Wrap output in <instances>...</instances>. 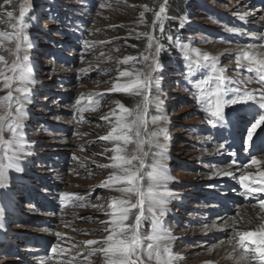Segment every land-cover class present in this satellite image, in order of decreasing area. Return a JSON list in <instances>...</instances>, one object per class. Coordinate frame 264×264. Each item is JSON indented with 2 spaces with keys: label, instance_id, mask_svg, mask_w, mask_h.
<instances>
[{
  "label": "rangeland",
  "instance_id": "374dc122",
  "mask_svg": "<svg viewBox=\"0 0 264 264\" xmlns=\"http://www.w3.org/2000/svg\"><path fill=\"white\" fill-rule=\"evenodd\" d=\"M253 2L0 0V32L8 34L0 39V70L10 78L6 88L0 77V98L12 95L10 101L0 100V115L5 116L0 132V264H39L41 254L55 257L60 252L65 260L59 264H106L103 252L87 254L102 248L111 234L113 200L138 201L116 190L127 185L115 181L113 174L124 173L111 167L117 146L130 157L135 144L100 138L112 134L118 117L131 120L137 106L146 121L140 139L150 140L143 145L147 156L137 186L147 191L154 166L166 178L153 189L162 205L145 200L142 215L133 207L124 222L135 227V217L141 215L142 245L146 248L158 229L173 239L167 246L177 255L175 262L206 264L232 226L244 228L239 212L249 202L240 204L235 193L228 197L234 181L226 184L215 174L220 162L208 150L213 142L221 143L209 132L212 117L204 110L206 102L198 101L195 83L213 77L206 86L210 91L215 77L223 76L225 99L237 90H264L247 63L237 66L239 56L232 49L264 31V11ZM162 5L165 12L157 19ZM21 8L27 40L21 39L17 50L16 39L9 37L20 30ZM213 45L214 52L224 49L221 63L210 50ZM18 62L30 69L24 74L26 84L19 69L10 71ZM228 62L232 66L225 69ZM122 71L134 75L122 77ZM137 77L150 81L140 94L112 90ZM121 104L132 115L122 113ZM17 109L19 127L13 135L7 125L16 121ZM132 167L139 168V161ZM110 177L108 186L100 187ZM225 214L232 216L222 220ZM88 240L99 243L87 245Z\"/></svg>",
  "mask_w": 264,
  "mask_h": 264
},
{
  "label": "snow or ice",
  "instance_id": "6c2138e0",
  "mask_svg": "<svg viewBox=\"0 0 264 264\" xmlns=\"http://www.w3.org/2000/svg\"><path fill=\"white\" fill-rule=\"evenodd\" d=\"M146 7V6H145ZM165 12V6H161L159 12L156 14L157 19L160 18V15ZM7 16L11 18L13 16L12 12H7ZM20 21H19V32L14 36L9 38L16 39V47L17 50L20 48V40H27V37L23 35V28L26 26L24 24V16L25 9L21 8L20 11ZM243 18V17H242ZM13 28H16V25H13ZM8 34L0 32V39H4ZM195 51L196 55L199 57L201 54L199 50H191ZM203 60L208 61L210 57L207 54L203 55ZM3 57L0 56V61H3ZM27 60L25 56L23 58ZM191 59V57H189ZM247 61V71L254 72L258 76V82L264 85V54L261 53H252L250 51H242L240 56L237 58V66H240L241 61ZM126 62V61H125ZM196 67H200L199 60L196 62ZM17 69L20 70L21 83H28L25 73H29L30 69L26 64L23 63H14L10 69L13 73L17 72ZM134 75L128 71L120 72V76L122 77H130ZM0 77L4 80L5 87H9V77L4 75V72L0 70ZM213 77H208L207 79H199L195 83V88L197 91L198 101L207 102V106L204 110L211 116L215 117L217 120H223L224 115L223 111L227 105H243L246 106L248 111L252 114L251 120L248 121L250 127H246L247 139L249 141L252 140L253 134L256 129L260 126H264V91H261L259 96L255 94V91H244L240 93L237 90V94L233 97L225 99L226 89L223 87L225 80L223 76L217 75L215 77V85L209 91L206 86L210 84ZM150 81L142 80L139 77L135 79H131L128 83L125 84H117L113 91H122V92H132L136 90L137 94H140V89L143 86L144 88L148 87ZM17 91H27L26 88L17 89ZM211 97L212 99H209ZM0 100L10 101L12 100L11 91L8 96L4 98H0ZM145 104L148 103V97H144ZM80 104V101H77V105ZM83 108H78V111H84ZM120 110L122 113H126L128 115H132L129 109L125 108L122 104L120 105ZM21 109H17V119L16 121L9 123L7 126L9 130L16 135L17 128L19 127V112ZM107 119V117H105ZM5 122V116L0 115V132L3 131ZM146 125V121L144 118V111L137 106V110L135 111V115L131 120H126L125 116L118 117L115 126L113 127V132L111 135H106L101 137L102 140H114V141H123L125 145L129 143L135 144V154L130 157L127 154L121 155L122 149L117 146L115 148V152L117 155L111 157L116 163L111 165L114 169H121L124 173L123 175H115L114 179L118 183H122L127 185V187H122L116 189L117 191L128 194L129 197L135 196L137 198L138 203H133L130 198L121 199V200H113V212L111 213V234L107 235L103 240V247L96 249L94 252H90L87 255H95L96 252H103L104 257L106 259V264H145L144 257L146 256L149 261L155 260V264H172V255L167 246V242L171 239L167 234L160 235L159 230H154V233L151 237H149V242L146 245V248L141 243V237L139 235V222L141 220V215L143 212V205L145 200H148L152 204L162 205L163 201L157 200L154 195V186L158 185L159 182L163 179H166L162 175L155 170L152 173H149V180L152 181V184L149 185L147 191H144L142 188L138 187L140 177V169L144 167V157L147 156V153L143 150V145L145 143H149L150 140L145 139L141 140V129ZM147 137V131L145 128L144 132ZM133 137L135 139H133ZM2 142V141H0ZM11 161V158H9ZM133 161H139V168H133ZM253 163H257L256 160L252 161ZM8 167L11 166V162ZM127 166V167H125ZM100 167H109V165H101ZM3 176V169L0 168V178ZM113 177L109 178V181L101 184L100 187H107L108 183L112 181ZM243 177L241 178L243 182ZM261 180L264 181V173H261ZM257 189H249V191H256ZM260 191H264V188L259 189ZM261 206L264 207V201L261 202ZM133 207H139L141 210V215H137L136 226L130 227L126 225L124 222L128 219V214ZM163 214V211L160 213ZM107 228V226H106ZM131 232V235H129ZM238 236V244L241 249H243V254L240 257V260L243 261L249 258L248 254L250 252H254L259 260L264 262V225L260 226L258 232H242L237 233ZM249 242L255 245L254 248L245 247V243ZM99 242L88 240L85 241L87 245H94ZM56 249H53L55 252ZM63 251V250H62Z\"/></svg>",
  "mask_w": 264,
  "mask_h": 264
},
{
  "label": "bare ground",
  "instance_id": "6f19581e",
  "mask_svg": "<svg viewBox=\"0 0 264 264\" xmlns=\"http://www.w3.org/2000/svg\"><path fill=\"white\" fill-rule=\"evenodd\" d=\"M258 10L264 11V8H258ZM263 23V22H262ZM252 41H248L246 43H240L239 45H235L232 49L234 52L237 53V56H240V53L242 51H250L252 53H261L264 54V31H261L256 34H251ZM215 45L210 47L211 52L213 53L214 57L217 59V62L222 61L221 58V52L224 49H220L218 47L219 51H212ZM243 61V60H242ZM247 63V61H244ZM229 65V62L227 65H225V69ZM264 91L263 89L258 90V92H255L257 96H259L260 92ZM240 108H242V105H227L225 109H231L232 111H238ZM225 115H228V111H224ZM242 149V148H241ZM210 154L215 157L220 163H216L217 167L215 170V174L222 179L221 182L224 183H230L232 180L234 181L233 185H231V190L229 191L228 197H233L235 194L237 195V192L235 191V184L240 182L241 178L243 177L246 182H252L254 184H257L258 182H261L264 186V181L261 180V173H264V146L259 151L258 154L249 156L248 150L243 147L244 151V157L243 161L240 163H237L236 161H229L225 162V159H230V152L227 150V148L222 145L218 144L216 142H213L212 147L208 150ZM256 160L257 163H253L252 161ZM165 164L169 163V160L164 162ZM167 175V172H165ZM229 180V182H228ZM235 193V194H234ZM243 200L246 201L245 197ZM264 201V200H262ZM260 201V202H262ZM264 214V207L261 205H255L250 203H243L241 207V212H239L240 219L243 222L244 228L237 229L236 227L232 226L231 230L228 232L226 238L221 241V243L216 247V250L211 252L210 258L207 261L206 264H259L258 263V256L254 252H250L248 254L249 258L241 261L240 257L243 254V249L239 247L238 244V236L237 233L242 232H258L260 229V224L263 222V219L261 220V215ZM231 214H225L221 217L223 220L225 217H231ZM264 217V216H263ZM221 220V221H222ZM230 224V223H229ZM228 225V224H227ZM238 225V224H237ZM224 227V226H223ZM173 239L171 238L168 242L169 245H172ZM213 247V246H212ZM245 247L247 248H254L255 245L246 242ZM195 248V247H194ZM205 250V249H204ZM171 255H174L172 259V264H180L175 262L177 258V255L174 253H171ZM40 263L39 264H59V262H63L65 260L64 253L60 252L58 256L51 257L50 255H44L41 254L39 256ZM175 259V260H174ZM253 260L254 262L251 263ZM251 261V262H250Z\"/></svg>",
  "mask_w": 264,
  "mask_h": 264
},
{
  "label": "trees",
  "instance_id": "16d2710c",
  "mask_svg": "<svg viewBox=\"0 0 264 264\" xmlns=\"http://www.w3.org/2000/svg\"><path fill=\"white\" fill-rule=\"evenodd\" d=\"M176 9V7H174Z\"/></svg>",
  "mask_w": 264,
  "mask_h": 264
}]
</instances>
